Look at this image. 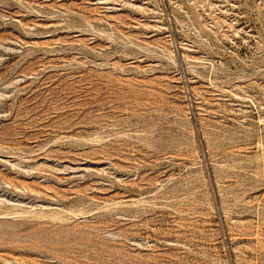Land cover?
I'll return each mask as SVG.
<instances>
[{"label": "rangeland", "instance_id": "obj_1", "mask_svg": "<svg viewBox=\"0 0 264 264\" xmlns=\"http://www.w3.org/2000/svg\"><path fill=\"white\" fill-rule=\"evenodd\" d=\"M0 264H264V0H0Z\"/></svg>", "mask_w": 264, "mask_h": 264}]
</instances>
